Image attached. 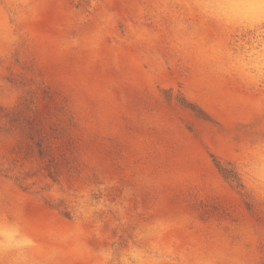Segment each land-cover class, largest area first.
I'll list each match as a JSON object with an SVG mask.
<instances>
[{
  "label": "rangeland",
  "instance_id": "obj_1",
  "mask_svg": "<svg viewBox=\"0 0 264 264\" xmlns=\"http://www.w3.org/2000/svg\"><path fill=\"white\" fill-rule=\"evenodd\" d=\"M0 264H264V0H0Z\"/></svg>",
  "mask_w": 264,
  "mask_h": 264
}]
</instances>
